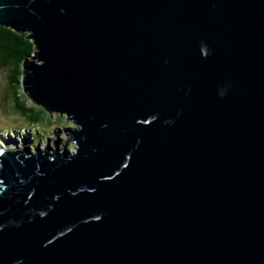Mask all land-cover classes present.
<instances>
[{
    "label": "water",
    "instance_id": "obj_1",
    "mask_svg": "<svg viewBox=\"0 0 264 264\" xmlns=\"http://www.w3.org/2000/svg\"><path fill=\"white\" fill-rule=\"evenodd\" d=\"M0 27L78 145L0 151V264H264V0H0Z\"/></svg>",
    "mask_w": 264,
    "mask_h": 264
},
{
    "label": "trees",
    "instance_id": "obj_2",
    "mask_svg": "<svg viewBox=\"0 0 264 264\" xmlns=\"http://www.w3.org/2000/svg\"><path fill=\"white\" fill-rule=\"evenodd\" d=\"M27 36V33H18L13 29L0 27V70L10 72L12 101L22 114V120L18 123L25 125L26 131L29 129L36 133L47 134L55 129L52 126L53 114L38 97H29L21 83L24 66L33 58L36 49ZM58 117L65 119L64 115ZM12 129L22 130V128Z\"/></svg>",
    "mask_w": 264,
    "mask_h": 264
},
{
    "label": "rangeland",
    "instance_id": "obj_3",
    "mask_svg": "<svg viewBox=\"0 0 264 264\" xmlns=\"http://www.w3.org/2000/svg\"><path fill=\"white\" fill-rule=\"evenodd\" d=\"M34 61L39 63L37 60ZM26 94L28 95L29 93L27 92ZM52 114V126L55 129L50 133H36L29 129L26 131L25 125L18 123L22 120V114L12 101L10 72L0 70V151L6 152L11 149L29 148L34 152L36 147L41 146L44 149L48 143V146L55 149L54 142L57 143V147L59 146V148L63 149L71 138L66 136V130L75 128L76 125L71 120H67L66 115L65 119L62 118V120L58 117L60 113L53 112ZM12 128H22V130L18 131ZM65 148L74 152L77 150L78 145L73 141H69Z\"/></svg>",
    "mask_w": 264,
    "mask_h": 264
}]
</instances>
